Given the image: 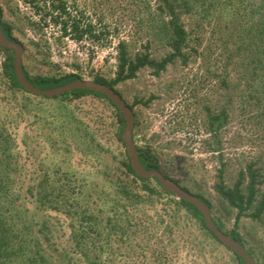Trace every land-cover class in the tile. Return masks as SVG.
I'll use <instances>...</instances> for the list:
<instances>
[{"label":"rangeland","instance_id":"rangeland-1","mask_svg":"<svg viewBox=\"0 0 264 264\" xmlns=\"http://www.w3.org/2000/svg\"><path fill=\"white\" fill-rule=\"evenodd\" d=\"M4 1V19L15 23V35L26 47L23 63L31 76L77 73L84 80L97 77L112 80L117 72V46L122 40L128 43L133 54L145 52L150 45L149 52L157 60L168 51L163 44L151 40L146 4H139V0H71L92 21L97 32L110 31L108 45L105 40L92 43L62 38L52 27L35 32L22 20L23 14L30 11L21 4L17 8L15 0ZM19 11L23 14L19 15ZM211 14L203 22L184 18L191 31V44L198 52L188 65L177 61L159 75L152 69H143L135 79L118 85L117 89L129 105H135L136 144L150 146L163 169L194 193L207 198L214 207V215L227 230H232L236 227L237 212L214 190L218 169L221 160L227 163L226 180L231 185L242 168L256 162L264 178V105L262 108L241 106L237 98L229 123L217 139L212 137L208 130L209 111L217 113L227 101L225 91L220 89L212 73L218 67L217 60L220 61L219 41L222 44L225 21L220 18L218 8ZM6 90L5 82L0 80L1 101L7 99ZM136 101L139 103L135 104ZM15 103L17 108L22 102ZM32 104L17 124L14 123L21 155V174L17 180L22 183L24 193L42 180L46 171H57L55 179L64 181L65 173L82 180L83 174L92 170L94 178L88 182L100 187L107 181L126 178L120 164L124 149L115 137L113 109L106 100L85 96L65 102L33 99ZM92 138L95 146L92 145L93 155L89 157L86 153ZM133 186L141 191V183ZM141 194L144 195L142 191ZM26 203V216L38 223L48 221L52 230L47 240L41 238L46 255L54 264H68L69 258L65 256L71 248L68 221L52 211H39L32 198ZM140 216L145 223L134 242L140 246L135 253L124 249L118 264H169L170 260L176 264H237L230 251L210 239H203L199 226L185 216L179 221V228L176 227L175 243L168 246V258L158 259L157 251H163L171 239L165 236L159 221H168L169 217L161 202L157 210H142ZM237 228L248 248L264 264V217L261 222L241 218Z\"/></svg>","mask_w":264,"mask_h":264},{"label":"trees","instance_id":"trees-1","mask_svg":"<svg viewBox=\"0 0 264 264\" xmlns=\"http://www.w3.org/2000/svg\"><path fill=\"white\" fill-rule=\"evenodd\" d=\"M2 1L5 2L0 0L2 29L10 40L22 44L26 49L23 42L15 35V23L5 21ZM154 1L153 3V0H139V4L142 2L146 4L145 16L150 24L151 40L163 44L168 50L167 54L157 60L149 52L150 45H147L145 52L133 54L125 40L119 41L116 77L112 80L97 77L94 81L107 85L123 98L117 86L135 79L141 70L149 68L159 75L177 61L188 65L198 52L196 46L191 44V31H188L184 18L193 17L197 18L198 22H203L218 8L220 18L225 21L223 26L225 32L221 38L222 44L219 41L220 61L217 60L218 67L213 69L212 73L216 76L220 89L225 91L227 105L220 108L217 113L209 111L208 130L214 139L219 137L223 128L229 123L231 110L238 104L237 98L241 106L247 104L262 108L264 105V0H219V3H216L217 0ZM15 2L17 8L21 4L30 11V14L19 11V15L23 14L22 20L25 26L35 32H43L46 28L52 27L60 32L62 38H70L76 42L88 40L97 43L105 40V45L110 42V31L97 32L92 21H88L85 13L79 12L71 0H15ZM9 5L10 3L7 4L8 9ZM198 47L200 48L201 44ZM0 57V80L5 82L7 89L6 101L0 100V264H54L46 255L41 242V238L48 239L52 230L48 221L38 223L32 219L33 217L26 216L28 198L35 201L36 209L39 211H52L68 221L71 242L70 253L65 254L69 258L68 264H118L124 249H130V252L135 253L140 245H134V242L145 223L140 213L142 210H157L158 202L163 204V209L169 217L168 221L161 219L159 225L163 227L165 236L171 238L169 243L165 244L163 251L154 249L158 253V259L164 256L168 258V246L171 247L175 243L176 227L179 228V221L184 216L191 218L199 226L203 239H210L223 246L206 227L205 219L196 207L163 191L157 180L144 179L136 175L121 137L125 126L124 118L109 99L100 93L88 90H76L54 98L32 95L22 88L16 78L14 52L0 46ZM23 69L28 81L42 90L84 80L77 73L61 76H31L24 63ZM85 96L106 100L112 107L115 137L124 149L120 164L126 178L107 181L106 185L100 187L96 183L88 182L94 178L92 170L83 174L82 180L74 179L72 174L65 173L64 181L55 179L57 171L54 173L46 171L42 180L28 187L24 193L22 183L17 180L21 174V155L14 123L17 124L26 114L33 105V99H39V102L46 100L65 102L71 98L78 99ZM20 100L21 106L15 108L13 104ZM138 103L139 101L135 102ZM134 106L129 105L133 112ZM134 115L136 116L135 112ZM137 126L136 120L135 127ZM92 145L95 146L93 138L86 156L93 155ZM136 148L139 160L145 169L160 171L165 177L174 180L184 191L203 201L210 208L216 227L243 245L257 264H263L254 251L248 248L237 228L241 218H251L261 222L264 217L262 189L264 178L262 168L258 167L256 162H250L242 168L238 178L231 185L226 180L228 165L222 160L220 162L214 190L230 208L237 212L236 227L227 230L224 223L214 215L212 203L204 196L194 193L179 179L172 178L163 169L159 157L150 146L137 145ZM134 183H141L140 189L144 195L134 189ZM157 246L155 245L156 248ZM190 250L192 251L193 247ZM227 250L234 255L237 264H246L236 253ZM126 252L130 254L129 251ZM168 262L177 263L173 260Z\"/></svg>","mask_w":264,"mask_h":264},{"label":"water","instance_id":"water-1","mask_svg":"<svg viewBox=\"0 0 264 264\" xmlns=\"http://www.w3.org/2000/svg\"><path fill=\"white\" fill-rule=\"evenodd\" d=\"M0 46L14 52V69L15 75L22 86L28 93L39 96L54 98L68 92L76 90H88L104 95L111 103H113L122 117L124 118V129L122 132V141L125 145L127 155L133 171L139 177L144 179H155L161 185L163 191L173 194L177 199L186 201L196 207L205 219L206 227L213 232L219 242L227 249L236 253L246 264H257L255 259L250 255L248 250L235 239L229 237L223 231L216 227L210 208L196 196L184 191L174 180L165 177L160 171L145 169L138 156L137 144L134 140V129L136 126V118L134 112L130 109L126 101L112 88L104 84H99L94 80H78L67 85L57 87L50 90H42L33 86L24 74L23 56L25 48L22 44L10 40L2 29V16L0 14Z\"/></svg>","mask_w":264,"mask_h":264}]
</instances>
